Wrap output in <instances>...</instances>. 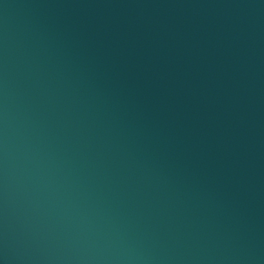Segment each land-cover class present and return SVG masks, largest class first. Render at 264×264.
Returning a JSON list of instances; mask_svg holds the SVG:
<instances>
[{
  "label": "water",
  "instance_id": "water-1",
  "mask_svg": "<svg viewBox=\"0 0 264 264\" xmlns=\"http://www.w3.org/2000/svg\"><path fill=\"white\" fill-rule=\"evenodd\" d=\"M0 264H264V0H0Z\"/></svg>",
  "mask_w": 264,
  "mask_h": 264
}]
</instances>
